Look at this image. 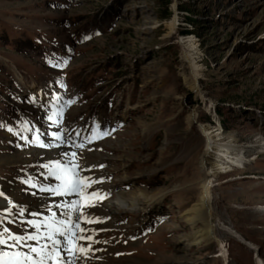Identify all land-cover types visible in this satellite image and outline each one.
I'll use <instances>...</instances> for the list:
<instances>
[{
  "label": "rangeland",
  "instance_id": "obj_1",
  "mask_svg": "<svg viewBox=\"0 0 264 264\" xmlns=\"http://www.w3.org/2000/svg\"><path fill=\"white\" fill-rule=\"evenodd\" d=\"M172 27L177 35L166 36ZM187 36L200 91L187 85ZM0 57V231L27 236L36 231L29 220L59 216L54 205L76 198L22 183H58L45 166L66 153L61 162L79 156L81 175L103 177L86 191L104 198L81 208L86 219L101 218L81 221L78 232L96 244L92 264H256L226 227L256 243L264 261V150L210 189V244H187L199 224L192 229L182 215L204 177L205 138L189 113L225 140L264 141V0H0ZM97 125L108 134L89 139ZM129 193L148 203L132 213L104 207ZM40 199L46 208L37 209ZM40 244L25 239L15 250Z\"/></svg>",
  "mask_w": 264,
  "mask_h": 264
},
{
  "label": "bare ground",
  "instance_id": "obj_2",
  "mask_svg": "<svg viewBox=\"0 0 264 264\" xmlns=\"http://www.w3.org/2000/svg\"><path fill=\"white\" fill-rule=\"evenodd\" d=\"M168 35H177V30L172 27L166 33V36ZM180 47L182 60L185 63V66L188 68V77H186L187 85L190 89L194 91H200L201 88L199 84V70L201 69V67L200 63L195 60L197 48L195 47L194 41H192V38H189L187 36L186 39L180 42ZM0 59L3 60L2 57H0ZM200 94H202V91L200 92ZM186 118L190 124L196 123L198 129L201 131L202 135L205 138L204 149L199 157L200 167L204 171V177L200 180V194L197 201H195L191 206L185 209L182 214L184 221L192 229L194 226L199 224L198 228L192 230V232L188 236L187 244H210V242L215 240L217 236L215 233L216 224L213 213V207L211 204L212 198L210 194V189L216 182L220 183L234 180V178L236 177L231 176L226 177V179L224 180H220V175L229 171H234L236 169L235 167L245 169L247 165L257 159L258 154L260 152H263L264 141L255 140L240 143L236 140V138L233 137L232 134H227L226 137L228 139L225 140V135L222 131L219 130V127L214 128L210 124H201L197 122L198 119L197 114L195 112L189 113ZM251 176L256 177L257 175ZM98 187L100 188V185ZM100 189L102 191L107 192L106 189ZM99 200L100 199H95L94 201ZM143 202L148 203V197L143 193H129L127 198L125 199L119 194V197H115L114 200H108L104 204V207H109L110 210H108L111 212L116 210H124L125 212L132 213L138 211L140 208L137 205ZM225 229H229V231H231V234L234 237H236L241 242H244L245 244L247 243V245H249L251 249L257 247L256 243L246 239L237 231L232 230L228 227H226ZM86 242L87 240H82L81 245H78L79 247L85 248L86 251L83 253L77 251L75 253V257L71 258V260L74 261V264H92L90 261L94 259L95 255H97L98 249L95 248L96 244L93 242ZM59 251L61 254V258H63L65 261H68L69 258L67 257L64 248L61 247ZM219 251L222 254L225 253V249L221 240L219 245ZM253 259L256 264H264L262 256L257 252L254 253Z\"/></svg>",
  "mask_w": 264,
  "mask_h": 264
},
{
  "label": "snow or ice",
  "instance_id": "obj_3",
  "mask_svg": "<svg viewBox=\"0 0 264 264\" xmlns=\"http://www.w3.org/2000/svg\"><path fill=\"white\" fill-rule=\"evenodd\" d=\"M60 67L59 64L54 65ZM53 119V117H49ZM2 127V125H0ZM99 126L93 128V134L89 139H99L102 136L107 135V130L98 131ZM12 131L11 128L8 129ZM53 136L60 139L59 133H53ZM35 139V138H34ZM63 143V140H60ZM51 147V145H49ZM79 145L78 147H82ZM66 153H57V158L52 159L49 165L45 167L49 168L48 174L58 182L51 185H38L33 183L32 179L22 181V183L31 184L32 187H39L40 192L50 194L53 196H75L76 198L71 199L69 202L64 204L54 205V207L62 208L63 211L57 216L55 212H51L50 215L41 222L37 220H29L28 223L32 225L36 231L27 235L22 236L14 234L8 227H4L0 231V245L7 244L10 251L0 249V264H74L71 258L77 251L83 253L86 251L85 248L79 247L76 243L77 240H91V236L78 235V232H83L81 228V221L87 223L99 222L101 218H96L95 221L91 218H87L81 213V208L84 206L82 202L92 203L95 199H103L106 193L98 191L88 192L86 189L91 184L98 183L103 177L93 179L90 176L81 175L82 169L78 165L69 162H61V157L65 156ZM0 196H4L3 192H0ZM7 199V198H6ZM8 204H13L11 200H7ZM48 201L40 199L37 205V209L41 207H47ZM4 212L9 210L5 208ZM24 208L21 207V212ZM37 214V213H34ZM106 219V218H104ZM41 228L44 230L41 231ZM33 240L38 244L42 240L46 241L40 244L39 247L29 245L31 252H21L15 250L21 245L23 240ZM63 247L64 251L69 258L65 261L61 258L59 249ZM34 254V255H33Z\"/></svg>",
  "mask_w": 264,
  "mask_h": 264
},
{
  "label": "water",
  "instance_id": "obj_4",
  "mask_svg": "<svg viewBox=\"0 0 264 264\" xmlns=\"http://www.w3.org/2000/svg\"><path fill=\"white\" fill-rule=\"evenodd\" d=\"M218 245H220V241H218Z\"/></svg>",
  "mask_w": 264,
  "mask_h": 264
}]
</instances>
